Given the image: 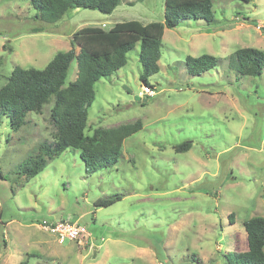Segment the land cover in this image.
Segmentation results:
<instances>
[{
	"label": "rangeland",
	"instance_id": "obj_1",
	"mask_svg": "<svg viewBox=\"0 0 264 264\" xmlns=\"http://www.w3.org/2000/svg\"><path fill=\"white\" fill-rule=\"evenodd\" d=\"M212 1L214 22L165 29L149 91L140 42L125 66L96 82L89 133L143 123L116 164L87 170L79 150L68 148L36 176H20L54 141V103L29 112L18 129L0 116V264H224L225 252L247 249L244 222L264 217V71L243 76L228 59L241 47L264 50V0ZM165 2L123 0L110 14L74 8L47 23L30 0H0V88L15 66L41 69L69 50L79 30L164 21ZM75 48L105 52L86 40ZM203 53L220 65L189 74L186 57ZM77 71L74 60L65 85ZM184 141L191 147L178 152ZM118 193L121 200L95 205ZM64 219L84 224L89 238L61 242L43 225Z\"/></svg>",
	"mask_w": 264,
	"mask_h": 264
},
{
	"label": "trees",
	"instance_id": "obj_2",
	"mask_svg": "<svg viewBox=\"0 0 264 264\" xmlns=\"http://www.w3.org/2000/svg\"><path fill=\"white\" fill-rule=\"evenodd\" d=\"M123 0H30L37 9L36 17L47 23L61 20L70 9L88 8L110 14ZM247 2L251 0H245ZM212 0H166L164 21L147 24L139 20L117 22L112 28L98 27L79 30L69 50L58 51L44 68H25L17 65L7 82L0 88V116H7L13 129L25 124L29 112H39L53 101L51 118L56 127L54 141L45 142L36 154L28 159L20 176L32 178L44 170L49 160L60 156L66 149L79 150L87 170L116 164L124 141L140 131L141 121L117 127L97 128L88 132L89 107L96 98L95 85L109 78L128 62V52L140 42L139 60L143 67L141 79L152 87L149 77L160 71V58L166 28H174L188 20L215 21ZM39 31V30H37ZM86 40L105 52L81 48L76 52V42ZM77 60V78L65 85L72 63ZM219 57L203 53L188 55L186 67L189 74L200 75L220 65ZM3 58L0 57V66ZM230 69L243 76H260L264 71V50L256 47L236 49L228 59ZM189 141L176 146L178 152L188 150ZM0 176H2L0 174ZM122 199L121 194L99 198L96 206H109ZM234 213L230 215L233 220ZM65 220V219H64ZM248 247L243 251L231 250L223 255L224 264H264V217L253 216L244 222Z\"/></svg>",
	"mask_w": 264,
	"mask_h": 264
},
{
	"label": "built area",
	"instance_id": "obj_3",
	"mask_svg": "<svg viewBox=\"0 0 264 264\" xmlns=\"http://www.w3.org/2000/svg\"><path fill=\"white\" fill-rule=\"evenodd\" d=\"M147 90L149 91V86H147ZM44 227L47 229H51L52 232H55L59 235L60 241L64 242L66 240H76L86 238L88 230L84 224L79 221L74 222V220H60L59 222H48L44 221Z\"/></svg>",
	"mask_w": 264,
	"mask_h": 264
}]
</instances>
